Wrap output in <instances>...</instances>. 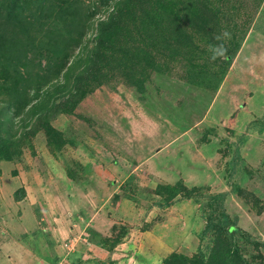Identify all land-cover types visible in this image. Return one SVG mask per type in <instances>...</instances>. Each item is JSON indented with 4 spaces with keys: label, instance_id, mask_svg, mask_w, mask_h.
Segmentation results:
<instances>
[{
    "label": "rangeland",
    "instance_id": "rangeland-1",
    "mask_svg": "<svg viewBox=\"0 0 264 264\" xmlns=\"http://www.w3.org/2000/svg\"><path fill=\"white\" fill-rule=\"evenodd\" d=\"M80 1L84 2V12L89 9L93 15L83 41L88 44V53L100 43L98 20L108 19L111 12L107 11L114 8L102 5L101 0ZM168 1L176 6L177 15L161 11L156 2L149 8L152 16L158 15L159 26L165 27V40L164 32H159L150 20L142 17L134 24V17H124L132 38L137 40L130 58L143 60L142 63L139 60L128 69L121 67V74L114 69L110 83L101 87L83 81L82 92L72 101L68 94L61 98L55 89L50 90L58 101L54 102L55 107L53 102L50 105L53 109L47 118L31 121L27 128L22 127L23 115L15 120V148L20 153L12 161H0V177L6 164L14 163V170L24 168L26 172L36 168L33 172L39 180L30 187L29 196L37 202V185L42 189L40 194L47 204L37 208L46 221L50 217L46 207L53 212L50 218H54V194L62 192L60 185L66 179L62 175L75 181H66L73 184L70 188L75 193L82 190L79 177L93 174L83 186L95 194L83 201L73 199V206L67 203L75 211L67 216L64 227L60 222L66 216L55 213L59 224L56 229H61L60 234L56 233L57 239L64 243L65 256H69L66 264H79L76 259L81 260L88 250L91 255L86 258L104 260L101 264H137L146 253L140 246L142 235L149 233L151 225L143 218L159 215L174 227L165 241L181 244L173 255L201 260L202 256L209 257L214 247L219 248V243L227 248L235 242L244 264H264V0ZM224 32L230 34V39L217 40ZM188 33L196 36L187 39ZM105 38L111 44L108 47L120 46L121 36ZM177 39L181 45H169ZM221 43L227 49L226 58L213 61L210 46ZM80 48L76 47V55ZM85 54L86 51L81 53ZM40 63V68L39 61L34 63L33 73L45 70L44 74L50 71L52 76L54 70L46 68L48 60L43 58ZM73 80L67 83L68 88ZM44 121L63 134V144L54 143L61 146L57 151L50 147ZM167 146L153 160L152 168L145 166L148 157L158 153L156 149ZM166 160L177 163L165 166ZM103 171L111 176L110 184H106ZM112 178L119 180L118 186L123 185L121 198L131 197L141 210L138 214L118 219L124 206L113 209L119 201ZM166 182L174 183L182 196L192 198L159 211L156 203L162 200L152 191ZM64 189L67 190L66 185ZM104 208L118 224L101 236L87 224L86 217L80 218V212L91 211L90 216L101 225L104 219L99 221L98 216L103 217L100 210ZM193 211L198 212L195 215L201 225L185 234V247V235L179 228L182 225L178 224L181 217L187 218ZM223 211L236 226L233 233L229 234L220 223ZM211 220L213 227L204 233ZM117 237L122 238V243L111 251L110 245ZM154 250L161 256L166 251L158 247ZM170 257L157 264H166Z\"/></svg>",
    "mask_w": 264,
    "mask_h": 264
},
{
    "label": "trees",
    "instance_id": "trees-1",
    "mask_svg": "<svg viewBox=\"0 0 264 264\" xmlns=\"http://www.w3.org/2000/svg\"><path fill=\"white\" fill-rule=\"evenodd\" d=\"M155 2L159 3L161 11L177 15L176 6L168 0H101L102 5L113 6L114 9L107 11L111 12L108 19L98 20L96 29L99 32L97 39L100 43L98 47L87 53L88 44L84 45L83 41L93 15L89 9L84 12L85 6L82 5L84 2L81 3L80 0H0V161H12L20 153L19 149L15 148L18 144L14 140L15 120L18 116H24L25 124L22 127L27 128L31 121L42 120L49 116L53 109L50 105L53 102L55 107L54 102L58 101L55 98L56 94H59L61 98L68 94L72 101V98H76L77 94L82 92L83 81L91 86L107 85L110 83L114 69L119 70L121 74V67L128 69L129 65H134L140 60L130 58L137 40L131 36L129 22L124 19L126 14L134 17V24H137L142 17L150 20L152 24L157 25L159 32H164L163 40L166 39V29L164 26H159L158 15L154 17L149 12L151 4ZM54 19H57V22H54ZM182 22L185 20L183 19ZM40 32L42 34H39ZM107 35L121 36L120 46L108 47L111 44L105 38ZM195 36L188 33L187 39ZM181 40L183 42V39ZM175 43L181 45L178 39L169 45ZM81 44L83 47L80 48ZM76 47L80 48L81 53L86 51L85 56L80 52L76 55ZM148 47H150L149 42ZM43 58L48 60L46 68L54 70L51 73L52 76L55 73L54 77L50 76V71L44 74L45 70H42L41 74L33 73L34 63L39 61L37 68H40ZM140 61L143 62V60ZM83 65H85L83 70L78 72ZM61 77L66 82L60 81ZM71 79H74V82L68 88L67 83ZM54 89L56 94H52ZM62 106L65 107V104ZM47 124L46 121L44 126L50 147L57 151L61 146L54 143L59 142L62 145L63 134ZM184 187L187 188L186 185ZM152 193L156 197L160 196L162 202L156 203V206L161 209L172 207L178 202H183V199L192 198L186 194L182 196L174 184H160ZM219 196L223 198L222 195ZM116 198L120 199L119 196ZM127 198L131 199V197ZM220 217L223 219L220 220L221 225L229 234L236 231V226L230 220L229 214L223 211ZM212 223L213 220L207 222L204 233L213 227ZM120 243L122 238H115L110 245L111 251ZM219 244V248L214 247L207 258L202 256L201 260H193L172 254L167 261L165 260L166 264L245 263L235 242L227 248L222 242Z\"/></svg>",
    "mask_w": 264,
    "mask_h": 264
},
{
    "label": "crops",
    "instance_id": "crops-1",
    "mask_svg": "<svg viewBox=\"0 0 264 264\" xmlns=\"http://www.w3.org/2000/svg\"><path fill=\"white\" fill-rule=\"evenodd\" d=\"M210 111L211 110H209V113ZM168 148L169 146L156 149L159 150L156 151L158 153L148 157L145 166L152 168L153 160L159 157L161 153H164V151ZM165 163H164L165 166H170V165H176L177 162L175 160H172L171 162L166 160ZM13 164L14 163L10 165L6 164V166H4L5 167L4 170L1 172V177H0V264H66L68 263L69 256H65L66 250L64 247V243L60 242V240L57 239L58 238L57 236L59 235H57L56 233L59 232L60 234L61 229L60 228L56 229V225H59L56 218H58V215L60 216L61 214L63 216H66L63 222H60L64 227V224L68 223V220L65 221L68 218L67 216H72V214H74L75 211L67 203L71 202L72 204L73 199L75 198L80 199L82 201L83 198L86 199L87 196H90L92 198V195L93 193L95 194V192L88 191L86 187L83 186V183L87 182L90 179L91 175L93 176V174L86 173L84 177L83 176L79 177V180L77 181L80 182L79 185L80 188L82 189L81 191H78L79 193L77 191L74 193V191L71 189L73 188V184L68 183V182L74 183L75 181H72L67 176V174L64 176L62 175L63 178H66L64 180V184L62 185H64V188L66 185L67 190L62 188V185H60L62 192L57 195L58 196L61 195L62 198L60 199L56 194H54L55 200L57 201L55 203L53 201L54 205L56 204L55 205L56 208L53 210L54 218L52 219L50 218L53 212L48 207H46L45 209L47 210V214L50 216L46 221L44 217H41V211L37 208L39 206L42 207V205L47 204L46 201H44L46 198H44L43 195L40 194L41 193L40 191L42 189H39V186L37 185V190L39 191V195H38L39 199L37 202H35L34 200L32 201L29 196L30 193L29 191L31 189L30 187L36 183V180H39V175L33 172L34 169L36 170V168L34 169L29 168V171L27 172L24 171V168H16L14 170ZM142 165H144V163L139 164V166ZM103 176L106 184L107 183L110 184L109 177L111 176L110 175L108 176V174L106 176L105 172ZM122 176L124 177V175ZM165 177L166 176H164V178ZM118 179L121 178L119 177ZM111 181H113L115 184L113 187H115L116 189L115 190L116 195L120 197V200H118L120 203L118 202L116 206L114 205L115 207H113V209L117 210L119 208V205L124 206L123 209L125 208L124 210L121 209L119 211L118 219H122L123 215L127 216L133 213L138 214L141 210L139 208H136V206L133 204L134 202L131 199H128L125 196L121 198L120 193L124 191L122 189L123 187L122 184L120 186L117 185L119 180L113 179ZM160 182L164 183V181H160ZM169 182L166 183L169 184ZM74 186L76 187V185ZM58 200H59V205H58ZM183 203L184 202H178L175 205L183 204ZM15 204L21 206H16ZM136 205L139 206L138 204ZM175 205L169 207L168 209L173 208ZM128 209H130V211L127 213ZM159 209L160 208H158V210ZM100 211L105 215V216L103 215V217H101L100 215L98 216L99 221L100 219H104L102 220L103 224L101 225L98 224L99 222L97 223L95 222V217L93 218L90 216L91 211H88V214L87 211H85L86 214L80 212L82 213L80 215V218L82 219L86 217L87 224L88 225L90 224V226L93 229H95L99 235L105 236V234L108 233L111 229H113L114 226L118 224V222L116 221V219L115 221L113 220L109 210L107 211L104 208L103 211L102 210ZM196 211H193V214H190V216L187 218L181 217L182 220L178 225H182L179 227L181 228L182 235H185L187 232H191V229L195 230L197 224L201 225L200 223L197 222L198 217L195 215V213L198 212ZM56 212L59 214L55 215ZM64 212H66L67 214H64ZM116 214L118 215V211H116ZM106 215H108L107 218H105ZM155 217L144 216L143 218L148 225L150 224L151 225H150L149 233L146 231L144 235H142L143 237L142 239H144V241L140 243V246L144 247L146 253L144 255V258H140L141 260L140 262H137V264H155V263L157 264L158 261L162 262L163 259L168 257L169 255L179 252L178 246H181V244L172 245L171 243L165 241L166 238L171 235V231L174 229V227L173 228L170 227L169 220L168 219L165 220L164 218H161V215H159V218H157L158 216ZM15 218L16 219L18 218L19 222L16 223L9 222V219L13 220ZM28 218H30L29 222L26 221ZM174 219L176 220V218H173L172 220L174 221ZM64 229H67V227H65ZM186 239H188V235H185L184 242L182 243L185 245V247H186ZM154 247L165 248L166 249L165 254L163 256L159 255L158 253L155 252ZM90 252L91 250H88L87 255H91ZM86 256L83 255L81 257V260H78L80 258L76 259L75 263L101 264L102 261L104 262V260H100L99 258H98L99 260H97L96 258L89 259L86 258ZM71 259L72 257H70V260ZM72 260H75V258Z\"/></svg>",
    "mask_w": 264,
    "mask_h": 264
},
{
    "label": "clouds",
    "instance_id": "clouds-1",
    "mask_svg": "<svg viewBox=\"0 0 264 264\" xmlns=\"http://www.w3.org/2000/svg\"><path fill=\"white\" fill-rule=\"evenodd\" d=\"M216 39L217 40L230 39V34L224 32L222 36H217ZM210 52L212 53L211 59L214 61L217 58H221V59L226 58L227 49L224 46V44L221 43L217 46H210Z\"/></svg>",
    "mask_w": 264,
    "mask_h": 264
}]
</instances>
